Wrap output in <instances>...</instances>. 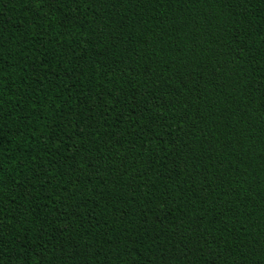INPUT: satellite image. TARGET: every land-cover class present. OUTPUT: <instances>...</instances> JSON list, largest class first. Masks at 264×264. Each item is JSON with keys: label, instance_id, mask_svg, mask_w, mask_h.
I'll return each instance as SVG.
<instances>
[{"label": "trees", "instance_id": "trees-1", "mask_svg": "<svg viewBox=\"0 0 264 264\" xmlns=\"http://www.w3.org/2000/svg\"><path fill=\"white\" fill-rule=\"evenodd\" d=\"M0 264H264V0H0Z\"/></svg>", "mask_w": 264, "mask_h": 264}]
</instances>
